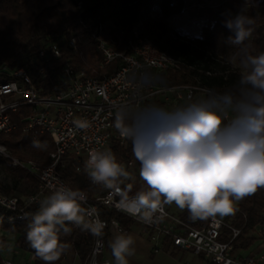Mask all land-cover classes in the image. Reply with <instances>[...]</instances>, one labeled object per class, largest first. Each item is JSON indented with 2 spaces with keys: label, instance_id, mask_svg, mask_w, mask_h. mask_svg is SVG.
Returning a JSON list of instances; mask_svg holds the SVG:
<instances>
[{
  "label": "clouds",
  "instance_id": "1",
  "mask_svg": "<svg viewBox=\"0 0 264 264\" xmlns=\"http://www.w3.org/2000/svg\"><path fill=\"white\" fill-rule=\"evenodd\" d=\"M247 4L223 23L231 32L226 43L240 48L232 63L239 68L234 89L210 91L207 99L172 111L148 106L129 117L117 107L114 128L130 140L139 161L143 185L132 191L131 174L111 149H91L84 171L95 185L108 190V203L130 217L152 224L163 218L165 206L187 210L189 218H223L237 211V203L264 187V52L252 55L248 44L254 19ZM77 130H87V119H74ZM39 140L32 147L40 149ZM118 198V199H116ZM27 221L26 240L35 255L54 264L70 248L62 239L73 225L100 238L105 222L88 205L85 191L60 185L39 201ZM97 243L100 240L97 239ZM135 238L122 229L109 241L115 264H129Z\"/></svg>",
  "mask_w": 264,
  "mask_h": 264
},
{
  "label": "built area",
  "instance_id": "2",
  "mask_svg": "<svg viewBox=\"0 0 264 264\" xmlns=\"http://www.w3.org/2000/svg\"><path fill=\"white\" fill-rule=\"evenodd\" d=\"M80 23L83 28L90 29L91 37L96 42V50L101 54L100 61L91 65V70L97 72V69L118 59L119 64L113 73L99 78L87 75L84 70H75L66 62L53 78L52 70L36 65L41 81L38 86L33 83L23 67L9 71L12 79L0 81V132L9 133L15 129L16 123L11 120L10 113L24 106L29 108V112L21 119L25 122L23 133H30L35 138L38 132H46L54 144L48 161L41 162L31 158H19L0 143V157L10 167L26 171L37 182L38 188L36 193L28 195L5 194L0 191V208L12 212L10 221L30 215L27 208L39 207V201L60 185L72 188L58 168L65 153L71 154L76 161L84 164L93 148L105 150L112 144L121 147L126 145L127 140L121 139L113 126L117 107H124L131 117L141 109L144 101L159 98L162 101L160 108L172 111L180 103L189 104L196 96L207 99L209 92L214 90L200 84L162 83L164 79L159 74L165 75L169 70H178L183 63L174 54L162 49L150 35L144 33L140 23L123 31L112 27L106 38L100 37L84 20L80 19ZM125 33L128 34L125 41L127 52L121 50ZM64 47L71 49L85 61L79 35L68 32L58 38L46 40L37 54V62L49 63L62 59ZM78 118L89 120L91 127L87 130L75 129L73 120ZM122 164L139 172L140 164L135 156ZM77 170H80V167H77ZM97 187L98 192H85L88 205L97 209L100 219L105 222V229L109 226L116 233L120 229L127 233V229L115 216L103 218L99 206L106 211L123 214L141 224L149 232L154 252L159 251L161 240L165 239L175 249L192 251L211 264H264V248L249 254L235 253L233 239L240 234V229L223 218L193 221L189 215H183L184 212L176 214L169 206H165L162 219L152 224H144L119 211L114 204H109L108 190L99 185ZM223 228L231 231L227 240L221 239ZM97 239L100 243H97ZM4 248L5 246L0 244V252ZM104 248V236H92L90 250L81 264H110V260L103 255ZM74 254L77 256L76 252ZM66 257L67 255H63L59 264H64ZM2 263L14 264V260L3 257Z\"/></svg>",
  "mask_w": 264,
  "mask_h": 264
},
{
  "label": "trees",
  "instance_id": "3",
  "mask_svg": "<svg viewBox=\"0 0 264 264\" xmlns=\"http://www.w3.org/2000/svg\"><path fill=\"white\" fill-rule=\"evenodd\" d=\"M78 2H80V7H78ZM184 3V0H0V75L4 78L3 80L12 79L9 71L23 67L33 83L38 86L41 81L38 78L36 65L52 70L51 77L53 78L66 62L75 70H84L87 75H95L99 78L113 73L119 64L118 59L97 69V72L91 70V65L100 61L101 54L96 50V42L91 37L90 29L82 27L80 23L82 19L90 24L91 28L102 38L108 36L112 27L117 31H123L140 23L144 33L150 35L158 43L161 41L162 49L168 48L182 61L180 69L166 72L168 81L172 84H200L220 93L234 89L239 81V70L233 67L230 58L239 56V49L242 46L226 43L231 32L223 22L230 16H226L219 9L213 14V18L210 17L207 23L203 24L198 36L184 37L173 31L165 20L168 16L182 13ZM247 4L245 13L254 19L251 41L254 50L250 49L248 52L258 55L264 52V0H250ZM153 11H157L160 17H151ZM68 32H75L79 35L85 61L71 49L64 47L62 59L52 60L49 63L36 62L33 64L31 62L33 57H37L46 40L52 37L58 38ZM127 38L128 34L125 33L121 45V50L124 52H127L125 45ZM162 75L159 74L160 77ZM160 100L159 98L146 100L141 105V109L148 106L160 107L162 103ZM194 100L189 104L194 103ZM189 104L180 103L176 109ZM28 112L29 108L22 106L10 113L11 120L16 123V127L9 133L0 132V143L19 158L47 159L49 153L54 150L49 134L38 132L33 138L32 134H24L22 131L25 122L21 119ZM34 139L46 146L40 149L32 147ZM109 149L116 154L120 163L128 162L134 157L130 140L126 141L124 147L112 144ZM77 167H80V170H77ZM58 168L73 189L79 188L89 193L99 191L97 185L91 182L84 171V164L76 161L71 154H64L62 164ZM1 174L5 177L4 180H0V191L3 193L28 195L37 192V182L23 169L10 167L2 157H0ZM139 188H132V191L135 192ZM236 207L235 214L225 216L223 219L240 229V234L233 239L234 251L247 250L257 240L249 232L259 225L264 226V187L239 201ZM38 208L29 206L27 208L30 212L28 217ZM99 212L106 219L112 216L118 219L121 216L119 213L106 211L102 206H99ZM11 214L10 210L0 208V232L13 234L15 236L14 245L34 256L30 264H45L36 257L35 250L26 240L27 221L23 218L10 221ZM183 215H188L187 211ZM230 234L231 231L228 228H223L221 239H229ZM103 236L105 245H107L109 226L104 230ZM62 239L70 245L68 252L64 255L73 250L77 253L80 264L84 262L92 244V235L73 226L71 233ZM5 242V236L0 235V244ZM2 258L0 254V264H3ZM61 261L62 257L54 264H59Z\"/></svg>",
  "mask_w": 264,
  "mask_h": 264
},
{
  "label": "rangeland",
  "instance_id": "4",
  "mask_svg": "<svg viewBox=\"0 0 264 264\" xmlns=\"http://www.w3.org/2000/svg\"><path fill=\"white\" fill-rule=\"evenodd\" d=\"M184 1H185L184 10L182 11V13L173 16H168L165 18V20L167 21L169 27L177 34L184 37L192 38L199 35L200 29L203 26V24H206L210 17L213 18L214 16L213 14L218 12L219 9L222 10L226 14V16H232V14L238 13L250 0H184ZM257 9L259 10V8ZM151 17L159 18L160 14L157 11H153L151 13ZM251 41H252V37L250 38V41L245 42L246 44L249 45L247 49L248 51L250 49L254 50ZM161 44L162 42L159 41L160 46ZM166 50L172 53L171 50H169L168 48ZM241 54L242 53H240V55ZM232 58L233 57L230 58L231 63H232ZM31 62H33V64H36L37 62L36 57H33L31 59ZM233 67L239 70L237 66L233 65ZM3 79L4 78L0 75V81H2ZM162 79H164L161 81L162 83L172 84L171 82L168 81L167 73L165 75H162ZM201 100H203V98L201 96H198L195 98L194 103L199 102ZM36 160H39L41 162H46L48 161V158L47 159L40 158ZM126 170H128L132 176V179L129 181V183L133 185V188H139V186L143 185L144 182L140 179L139 172L137 173V171L133 167L129 169L126 168ZM4 178H5L4 175L1 174L0 180H4ZM14 194H19V193H14ZM169 208L172 212L176 214H182V212L186 213L187 211L186 209L185 210L179 209L175 204L169 206ZM69 226L73 227V225H69ZM260 228L262 229L261 232L259 231ZM249 234L257 238L256 240L257 242L255 243V245L264 248V226L261 225L257 226L254 230L250 231ZM0 235H4L6 238V242L3 244L5 246L4 250H8L7 255L10 259L14 260V264L32 263V260L34 259L33 255L24 252L23 250L17 248L14 245L15 236L13 234L6 233L3 231L0 232ZM191 252L192 251H188V253H185V256L182 257V259L185 258L187 260L192 258L193 255L191 254ZM245 253H250V250H247ZM67 258L68 260L64 261L63 262L64 264H69V263L80 264L78 257L75 256L73 250H70V252L68 253V257H66V259ZM141 261H143L144 263L147 262L148 264H180V262L178 263L177 258L173 259L172 256H170L169 253L167 252L154 254L153 257L150 254L147 257H144L142 260L139 259V262Z\"/></svg>",
  "mask_w": 264,
  "mask_h": 264
},
{
  "label": "crops",
  "instance_id": "5",
  "mask_svg": "<svg viewBox=\"0 0 264 264\" xmlns=\"http://www.w3.org/2000/svg\"><path fill=\"white\" fill-rule=\"evenodd\" d=\"M121 216L118 218L119 222L127 229V233L131 234L135 238V255L128 257L129 264H148L147 262L144 263L143 261L139 262V259H143L144 257H147L148 255H153L154 254H160V253H169L170 256H172L173 259L177 258L178 263L180 264H211L209 261L204 259L203 257L196 255L191 252L193 255L192 258L190 259H182V257L185 256V253H188L189 250H178L175 249L174 247L171 246L169 241L163 239L161 240V247L159 251L154 252L153 251V242L150 241L149 239V232L145 230V228L139 224L137 221L120 214ZM116 234V232L109 227V237H108V243L109 241L113 238V236ZM257 241L254 242L253 245H251L247 250H250V253L257 252L261 250V246L255 245ZM105 245L103 255L104 257L108 258L110 260V264H115V259L112 256L111 249L110 247ZM247 250L245 249H238L235 251L236 254H249L245 253ZM187 251V252H186ZM8 250H2L0 254L5 257L9 258L8 255ZM68 257V254H67ZM150 259V258H149ZM68 260V258L66 259ZM65 260V261H66ZM33 262V261H32ZM71 264V263H69Z\"/></svg>",
  "mask_w": 264,
  "mask_h": 264
}]
</instances>
